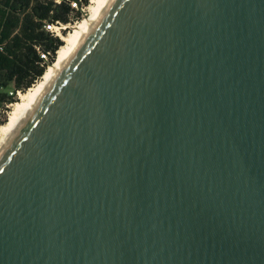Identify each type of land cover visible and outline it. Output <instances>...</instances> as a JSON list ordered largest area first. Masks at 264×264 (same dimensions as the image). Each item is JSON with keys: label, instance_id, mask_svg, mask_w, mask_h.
Segmentation results:
<instances>
[{"label": "water", "instance_id": "95a60500", "mask_svg": "<svg viewBox=\"0 0 264 264\" xmlns=\"http://www.w3.org/2000/svg\"><path fill=\"white\" fill-rule=\"evenodd\" d=\"M0 264H264V0H113L0 153Z\"/></svg>", "mask_w": 264, "mask_h": 264}, {"label": "trees", "instance_id": "16d2710c", "mask_svg": "<svg viewBox=\"0 0 264 264\" xmlns=\"http://www.w3.org/2000/svg\"><path fill=\"white\" fill-rule=\"evenodd\" d=\"M71 1L0 0V89L12 86L10 95L0 91L1 102H14L15 91L27 90L53 62L62 40L49 32L45 24L78 20L81 12L72 15ZM88 3L81 0L80 8ZM40 52H49L46 62Z\"/></svg>", "mask_w": 264, "mask_h": 264}, {"label": "bare ground", "instance_id": "6f19581e", "mask_svg": "<svg viewBox=\"0 0 264 264\" xmlns=\"http://www.w3.org/2000/svg\"><path fill=\"white\" fill-rule=\"evenodd\" d=\"M112 1L113 0H90L87 6L89 11L87 17L74 26L75 30L73 33L69 32L61 35L62 44L59 46L58 50H56L55 60L46 66L41 77L33 85L24 92L19 93V99L12 104L6 122L0 125V153L41 99L54 77L67 63L74 51Z\"/></svg>", "mask_w": 264, "mask_h": 264}, {"label": "rangeland", "instance_id": "374dc122", "mask_svg": "<svg viewBox=\"0 0 264 264\" xmlns=\"http://www.w3.org/2000/svg\"><path fill=\"white\" fill-rule=\"evenodd\" d=\"M73 1V0H72ZM71 1V2H72ZM89 2H90V0H88ZM89 4V3H88ZM80 3H77V5H76V7H73V5H71V7L74 9L73 10V13H72V15H75V13L77 12V11H80L81 12V16H80V18L78 19V20H75V21H73V22H71V23H69V25H67L66 27H68V28H66V30H65V32L63 33V34H67V33H69V32H71V33H73V31L75 30V28H74V26L75 25H77V24H79L80 22H82L86 17H87V15L89 14V11H88V5H86V6H83V9H81L80 8ZM67 30H68V32H67ZM58 36V35H57ZM62 40V39H61ZM58 50V49H57ZM57 53V52H56ZM56 53H55V56H54V60H55V58H56ZM12 90V86L11 85H9V86H7L5 89H0V91H8V95H10V91ZM12 94V93H11ZM15 94V93H14ZM18 99H19V96H16V98H15V101H14V103L16 102V101H18ZM6 103H8V102H1L0 101V125L1 124H3L4 122H5V120H6V118H8V113H9V111L11 110V108H12V105H5ZM13 103V102H12Z\"/></svg>", "mask_w": 264, "mask_h": 264}, {"label": "built area", "instance_id": "2783aa9c", "mask_svg": "<svg viewBox=\"0 0 264 264\" xmlns=\"http://www.w3.org/2000/svg\"><path fill=\"white\" fill-rule=\"evenodd\" d=\"M77 3H81V0H75V1H72V2H71V5H73V7H76ZM80 5H81V4H80ZM81 9H83V7H82ZM67 25H69V23L64 24V23H61V22H59V21H55V22H51V23H46V24H45V28H46L49 32H51L53 35H55V36L58 35V37L61 38V35L65 32L66 28H68V27H66ZM40 57H41V59H42L44 62H46L47 59H48V57H49V52H40ZM20 92H21L20 90H16V91H15V97H16V96H19V93H20ZM10 94H11V92H10ZM13 103H14V102H13ZM13 103H12V102H8V103H6L5 105H6V106H7V105H12ZM7 107H8V106H7Z\"/></svg>", "mask_w": 264, "mask_h": 264}]
</instances>
